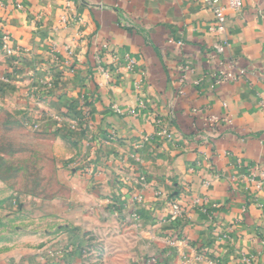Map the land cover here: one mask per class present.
Wrapping results in <instances>:
<instances>
[{"label": "crops", "instance_id": "1", "mask_svg": "<svg viewBox=\"0 0 264 264\" xmlns=\"http://www.w3.org/2000/svg\"><path fill=\"white\" fill-rule=\"evenodd\" d=\"M18 1L0 7L16 51L0 50L5 97L85 111L89 148L109 162L95 185L71 179L65 216L26 239L21 264H264V0H221L224 34L198 0ZM228 60L257 74L211 88Z\"/></svg>", "mask_w": 264, "mask_h": 264}, {"label": "rangeland", "instance_id": "2", "mask_svg": "<svg viewBox=\"0 0 264 264\" xmlns=\"http://www.w3.org/2000/svg\"><path fill=\"white\" fill-rule=\"evenodd\" d=\"M7 84L1 77L0 264H21L26 239L46 227L45 220L51 223L65 214L61 203L71 200V179L95 185L106 175L109 162L97 160L93 147L89 148L85 111L46 115L40 106L47 100L37 96L30 103L11 100L5 97ZM74 104L66 102V107L69 110ZM25 106L31 110L24 113ZM53 134L64 139L57 140ZM98 142L95 152L102 150ZM149 261L153 263L152 258Z\"/></svg>", "mask_w": 264, "mask_h": 264}, {"label": "built area", "instance_id": "3", "mask_svg": "<svg viewBox=\"0 0 264 264\" xmlns=\"http://www.w3.org/2000/svg\"><path fill=\"white\" fill-rule=\"evenodd\" d=\"M17 9L21 8V4L18 0H10ZM199 4L204 7L205 9L211 11L214 18V25L213 31L216 33L224 34L226 32L225 24H226V15H225V8L221 5V0H198ZM243 0H227V5L230 9L238 11L242 8ZM3 6V0H0V7ZM65 21V18L62 20ZM121 25L129 26L130 22L122 21ZM0 50L4 53L7 57L15 56V49L10 46V37L7 32L0 26ZM226 50V45H217L215 47L214 53L217 56H224ZM97 53L104 54L106 56H112L113 52L110 49V45L108 43H103L98 48ZM126 62V67L128 70H131L134 66V61L129 58H124ZM228 69L227 70H217L209 74L211 84V88L219 87L223 84H229L241 81L243 79L248 78L250 75L257 74V72L251 70L250 68H242L238 66L237 62L234 60H228L227 62ZM113 72V70L111 71ZM254 72V73H253ZM109 77V73L105 74ZM259 75V74H258ZM207 76V75H206ZM260 79L264 80V73L260 75ZM197 82V84H199ZM264 104V102H263ZM217 119L212 120V124L216 125ZM170 125H167L162 130V135L165 138V141L170 142L173 139V131L169 128ZM215 131V126L211 127L209 132H200L196 133V137H198L202 142H208L209 139L213 136ZM140 197H137V201L140 200ZM183 213V209L176 203L171 204V216L173 218L178 217Z\"/></svg>", "mask_w": 264, "mask_h": 264}]
</instances>
